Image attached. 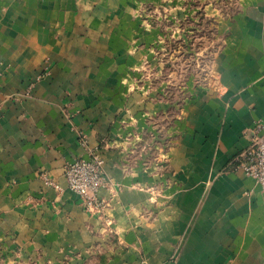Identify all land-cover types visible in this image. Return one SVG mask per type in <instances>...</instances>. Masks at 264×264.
Returning <instances> with one entry per match:
<instances>
[{"label": "crops", "instance_id": "obj_1", "mask_svg": "<svg viewBox=\"0 0 264 264\" xmlns=\"http://www.w3.org/2000/svg\"><path fill=\"white\" fill-rule=\"evenodd\" d=\"M149 2L0 0V264H264V190L228 168L264 120V0L217 11L205 82L178 94L157 78L181 33ZM80 134L103 212L63 175Z\"/></svg>", "mask_w": 264, "mask_h": 264}, {"label": "rangeland", "instance_id": "obj_2", "mask_svg": "<svg viewBox=\"0 0 264 264\" xmlns=\"http://www.w3.org/2000/svg\"><path fill=\"white\" fill-rule=\"evenodd\" d=\"M161 1L162 4L148 3L147 16L150 19H157L158 22H167L168 26L172 27L171 29H178L181 38L177 42L173 56L177 64L164 69L162 76L158 75L157 85L163 87V92L175 91L177 94L186 90L190 84L192 86V82L196 88L202 87L215 45L212 36L213 18L218 12L228 18L235 12V7L240 0ZM154 74L153 68L148 69L146 79L156 81ZM148 85L150 87L149 83ZM157 85L154 83L153 87Z\"/></svg>", "mask_w": 264, "mask_h": 264}, {"label": "built area", "instance_id": "obj_3", "mask_svg": "<svg viewBox=\"0 0 264 264\" xmlns=\"http://www.w3.org/2000/svg\"><path fill=\"white\" fill-rule=\"evenodd\" d=\"M245 136L248 145L231 158L228 168L252 178L264 190V120L257 121ZM78 141L86 150V156L67 162L63 175L68 188L80 198L87 211L103 212L106 202L98 197V193L111 184L103 168L100 147H90L85 134H80ZM44 181L55 185L46 177Z\"/></svg>", "mask_w": 264, "mask_h": 264}]
</instances>
